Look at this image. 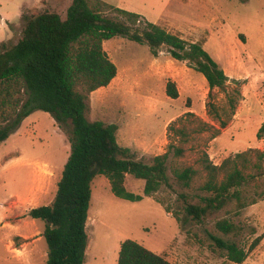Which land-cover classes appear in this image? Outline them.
<instances>
[{
  "label": "rangeland",
  "instance_id": "374dc122",
  "mask_svg": "<svg viewBox=\"0 0 264 264\" xmlns=\"http://www.w3.org/2000/svg\"><path fill=\"white\" fill-rule=\"evenodd\" d=\"M71 1L0 0V42L12 46L20 39L23 15L48 9L64 19ZM100 1L201 44L228 78L226 91L215 90L212 100L226 127L220 128L207 112L204 77L187 62L171 59L166 47L153 56L147 45L121 37L105 41L103 49L117 75L89 95L88 119L116 125L117 144L144 161L166 153L170 145L182 148L183 156L170 155L169 167H190L197 175L189 188H182L169 174L172 189L162 188L150 197L143 195V181L127 176L125 187L142 196L138 202L114 197L109 181L97 175L91 184L84 264H117L126 240L172 264H235L213 238L235 242L248 252L241 264H264V139H256L264 121V0ZM104 14L114 16L111 11ZM168 81L175 83V100L166 95ZM200 122L210 127L204 131ZM180 130L185 136L178 135ZM69 154L66 135L42 111L32 112L0 144V264L45 263V223L27 214L53 202ZM237 154H243L236 163L246 177L239 200L207 212L201 222L187 217L181 195L194 204L207 196L199 190L206 181L203 157L219 166ZM222 220L234 226L232 233L216 229Z\"/></svg>",
  "mask_w": 264,
  "mask_h": 264
},
{
  "label": "trees",
  "instance_id": "16d2710c",
  "mask_svg": "<svg viewBox=\"0 0 264 264\" xmlns=\"http://www.w3.org/2000/svg\"><path fill=\"white\" fill-rule=\"evenodd\" d=\"M104 10L114 16L105 15ZM22 18L24 27L20 39L12 46L0 43V144L34 111L48 113L66 135L70 154L55 198L50 205L31 209L27 215L45 223L43 238L47 259L44 264H84L91 184L97 175L109 181L114 197L129 202L141 201L142 196L126 189L127 176L143 181V195L150 197L162 188L172 189L169 174L182 188H189L197 175V170L190 167L181 170L169 167L170 155L183 156L182 148L170 145L166 153L144 161L130 148L117 144L116 125L88 119L89 95L107 87L117 75V68L104 51L103 43L121 37L147 45L153 56L166 47L171 59L187 62L204 77L209 99L206 109L217 119L220 128H225L226 123L218 118L213 93L215 90L225 92L228 78L201 44L187 42L136 13L108 6L100 0H72L64 19L48 9ZM166 95L173 100L178 98L174 82H167ZM200 123L204 131L210 127ZM177 133L185 136L183 130ZM256 139H264V121ZM242 156L228 157L219 166L206 155L203 157L201 164L206 181L199 190L207 196L199 198L200 204H194L181 195L187 217L201 222L207 212L223 208L232 199L239 200L238 189L246 177L236 160ZM244 206L241 204V208ZM215 227L226 235L235 229L227 220L217 222ZM213 241L226 252L230 262L241 264L246 259L248 252L235 242L218 238ZM258 242L259 238L249 250ZM117 264L172 263L126 240L120 244Z\"/></svg>",
  "mask_w": 264,
  "mask_h": 264
},
{
  "label": "crops",
  "instance_id": "0c3cea01",
  "mask_svg": "<svg viewBox=\"0 0 264 264\" xmlns=\"http://www.w3.org/2000/svg\"><path fill=\"white\" fill-rule=\"evenodd\" d=\"M23 3L21 4V7H22ZM21 7H20V12H21ZM68 8V7H67ZM1 43V42H0Z\"/></svg>",
  "mask_w": 264,
  "mask_h": 264
}]
</instances>
